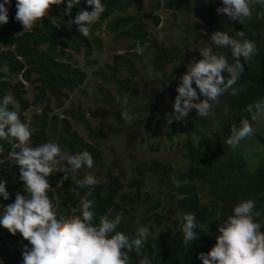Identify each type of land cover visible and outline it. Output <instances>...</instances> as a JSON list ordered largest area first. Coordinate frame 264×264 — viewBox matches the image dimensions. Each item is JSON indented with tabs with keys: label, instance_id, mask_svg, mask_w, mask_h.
<instances>
[{
	"label": "clouds",
	"instance_id": "obj_1",
	"mask_svg": "<svg viewBox=\"0 0 264 264\" xmlns=\"http://www.w3.org/2000/svg\"><path fill=\"white\" fill-rule=\"evenodd\" d=\"M132 1L129 0L130 5ZM203 1L208 10L194 5L197 3L196 0H194L191 10L190 8L171 9L165 6L164 0H154L153 7L157 12H151L147 16L153 20L156 26H160L163 24L165 17L167 21H170L171 15L189 16L195 10L210 11L208 0ZM63 2L64 0H16L15 7L17 11L15 20L19 21L24 29L30 31L37 21L41 20L45 15L52 18V15L50 16V12H48L52 5H59ZM83 2L91 10H86L82 7L74 20H72V23L78 26V31L84 37H87L90 25L100 18L105 11V5L102 0H83ZM253 3L264 7V0H215L217 13L227 14L228 18L232 20L229 30L228 32L217 31L213 25V20H210L206 34L199 35L203 38V46L193 54L184 53V49L177 45L160 51V44H155L159 52H152V60L154 59L153 65L156 66L157 70V59L159 56L165 55V57L172 56L174 59L173 63L183 65L184 69L182 71H186V73L178 79L177 77L172 78V69L167 71L168 78L173 81L167 108L162 111L163 108L160 106L161 109L156 113L146 110L140 111V113H137V116L140 114V122H138L137 127L145 129L148 127L155 130L157 126L167 127L169 125L170 128L164 132L167 140H173L178 135L184 136L186 147L184 155L185 159L190 162L187 166V171H189L188 169L191 165V160L187 156L189 152L187 147L188 139L198 143L202 139L214 138L220 144L215 155L224 157L230 150L224 145V142L235 149L253 130L249 119L243 116L239 126L233 124L230 131L227 130V127L230 126L232 121L217 119L219 117L218 113L221 111L228 114V107L222 106L223 103L220 96L229 92V90H231L230 94L232 96L239 94L240 89L234 87V85L237 84L241 74L244 72L245 65L242 60L247 62L258 51L254 42L243 39L245 33L243 31L238 32L239 30L235 27L237 24L242 23L244 18H250L252 12L257 13L254 6L250 7ZM80 4L81 0H67L69 11L73 6ZM6 5L8 6L6 7ZM130 5L121 15L133 18L125 29L135 28L137 31L135 35H118L110 31L108 26L103 25L98 30V36L103 41L100 48L93 50L89 54L84 51L73 52L71 56L72 63L83 69L73 61L75 54H83L89 60L94 55H101V52L106 47H109L110 50L117 49L116 55L124 61L129 74L121 77L113 65L107 63V66H110V69L113 70L112 73L116 75V79L107 81L105 84L115 82L120 78L118 84H115L118 94L109 89L117 97L120 96L121 100L126 99L125 95L129 97L136 96L133 89L137 87V74L139 71L134 57L140 56L143 52L141 48L150 41V32L146 25L140 19L136 21L135 15L127 16L126 12ZM9 6H11V9L13 8L12 0H0V25L7 24L9 21V11L11 10H8ZM161 10L164 14L160 12ZM156 16L160 19H157ZM211 28L213 29L212 32ZM104 33H108L111 36L109 45H106L104 41ZM143 39L145 42L141 47L132 46ZM121 40L129 41V49L118 53V49L120 47L123 48V42L119 43ZM211 42L218 49H230L233 62L230 63L223 53L213 51ZM151 48L152 46L149 44V49ZM130 49H135L136 51L132 52ZM198 54L202 58L198 61L194 60L193 57ZM162 65H164L162 73L166 82L165 69L167 67L172 68L174 64L163 63ZM98 69L100 68L96 70ZM101 69L103 70V68ZM157 70H155L156 78L164 84L157 76ZM225 74H227V79ZM107 76H110V74ZM125 79L129 81V86L127 90L122 92L123 80ZM174 87H177L178 95L174 92ZM10 104L13 105V108L15 107L12 96L4 95L0 97V153L4 151L3 141H8L10 138H14L17 141L16 147L19 150L11 152L10 155L15 160V163L20 166L19 178L24 182L27 195L17 193L15 201L8 205L1 201L2 206L0 207H3V210L0 211V230L6 228L13 235L19 232L24 239L30 242L31 247L29 248L28 245H25L22 252L23 258L19 257L17 264H20V262L22 264H129V253L131 252H135L138 257H141L139 264H152L150 257L143 253L145 244L150 237L149 228L139 225L132 236L123 231H118L117 229L122 220V214L120 213H117L114 218L106 215L101 216L98 223L95 222L96 216L93 211L95 201L87 198L91 195L90 191L79 202V215L66 216L57 211L58 204L53 203V200L48 195L50 188H54L49 184L47 178L56 171H62L66 178L68 177L69 169L73 173L85 167L91 169L94 166L93 157L86 150L71 153L63 152L61 145L56 140H48L37 146H32V132L28 125L21 121L19 113L15 110H10ZM92 109H89L87 116H89L88 114ZM244 111L252 114V120H255L258 114L264 113V98L249 104ZM161 116L165 118L160 119ZM121 117L124 120L128 119L126 112H122ZM143 118L147 119V122ZM179 122H183L184 125H193L196 130L187 134L183 131H178L173 135L172 130L179 125ZM216 133H219L218 137L215 136ZM211 156L212 151L210 150L205 159ZM61 160L67 162V167H56ZM187 171H182L177 175ZM205 171L210 172L208 169ZM158 172L161 173V169ZM162 173L163 176L161 177L164 179L165 173ZM223 174L225 173H220L221 176ZM225 175L227 178L223 181L227 186L229 182H232L231 178L229 180L231 174ZM221 176L218 177V184L223 183ZM0 179V197L8 200L10 193L6 189V181L3 180L4 177ZM144 182L145 180L142 179L145 191L150 190L153 197H160L153 193ZM176 182L177 179L175 180ZM184 182L193 187L199 203L206 206L203 209L204 212L198 210L201 212L199 214L204 216V219H200L198 214L192 212L184 213L178 209V196L171 200L162 199L157 209V212L163 211L161 214L162 223L156 225L155 232L160 234L170 228L175 233L174 237L179 235L186 247L192 246L193 249H199L197 251V254H199L198 258L203 261V264H264V205H259L253 198L240 199V201L236 202L233 196L226 195V191L224 198L214 201L212 192L215 187L209 186L206 181L193 178ZM178 183H181V181H178ZM78 184L81 188H91L97 184V179L92 174H86L82 180L78 181ZM169 184L172 185L174 183L170 182ZM125 185L128 184L126 183ZM126 188L131 191L128 186ZM58 199L59 197H56V200ZM216 204L232 206L233 209L231 208L229 213H223L216 207ZM212 208H216L217 221H220V223L210 235L207 243H205V232L203 233L202 231L205 230L206 217H210ZM155 212L153 211V213ZM135 215H130L129 217L134 219L146 217L141 212H135ZM224 217L225 219L223 220ZM157 228L160 230L159 232H157ZM171 243L172 239H169L165 248L169 247ZM209 247L212 248L207 252ZM3 258V264H5V256Z\"/></svg>",
	"mask_w": 264,
	"mask_h": 264
},
{
	"label": "trees",
	"instance_id": "obj_2",
	"mask_svg": "<svg viewBox=\"0 0 264 264\" xmlns=\"http://www.w3.org/2000/svg\"><path fill=\"white\" fill-rule=\"evenodd\" d=\"M102 2L105 5V11L96 22L90 25L87 37H84L78 31V26L72 23L82 7L91 10L83 0L80 5L73 6L70 11L67 8V0L59 5H52L48 10L52 13V18L45 15L30 31L24 29L23 25L15 20L17 9L13 2V8L9 11L8 23L0 25V97L4 95L13 97L15 107L13 108V105L10 104L9 108L17 111L21 121L26 124H28L26 112L31 108L35 111L41 109L40 113H34L36 122L32 124L35 128L31 136L32 146H37L48 140H56L61 145L62 151L68 153L88 151L93 157L95 166L104 163L103 140L106 138L108 130L103 129L102 126H92L93 120L90 118L114 117L116 121L120 122L121 115L117 114L122 113L123 104L121 97H117L105 85V82L116 79V75L114 73L110 76L104 75L100 68L95 73L103 79V82L98 84L95 105L94 109L89 112L90 116H87L86 111L81 108L66 105L65 99L70 94L84 92L87 78L85 69L74 65L71 56L73 52L84 51L89 54L100 48L103 41L98 36V30L103 25L108 26L110 31L118 35L131 36L137 33L135 28L125 29L133 18L121 15L130 5L129 0H102ZM196 2L194 4V0H164L165 6L171 9L190 8L191 10L194 4L201 9L208 10L203 0H196ZM253 6L257 13L252 12L250 18H244L242 23L235 27L239 30L238 32L245 33L243 39L254 42L258 51L247 62L242 60L245 65L244 72L237 84L234 85L240 89V92L238 95L232 96L231 90H229L220 96L222 106L228 107V114L221 111L217 117V119L232 121L227 127L229 131L233 124L239 126L242 116L249 119L253 130L240 142L239 146L233 149L224 142V145L230 150L227 155L220 157L215 155L220 144L214 138L202 139L198 143L188 139L189 152L187 156L191 160L189 171L177 175V182L172 184L174 193L163 197H153L150 190L145 191L142 178L138 174L128 181V185H125L122 178L111 173L109 167L105 168L107 171L105 180L96 177L91 169L87 171L81 169L76 173L69 169L66 178L62 171H56L47 178L49 184L54 188H50L48 195L53 203L58 204L57 211L59 213L66 216L79 215V202L90 191L91 195L87 198L95 201L93 208L96 216L95 222L98 223L101 216L106 215L114 218L117 213H120L122 220L118 231L132 236L139 225L149 228L150 237L145 244L143 253L150 257L152 264H203V261L198 258L197 251L199 249H193L192 246L186 247L179 235L174 237L175 233L170 228L160 234L155 232L156 225L162 223L161 214L163 211L157 212L162 199L171 200L178 196V209L184 213L198 214L199 218L203 220L204 216L199 213L204 212L203 209L206 206L199 203L193 187L184 182L187 179L199 178L206 181L209 186L215 187L212 192L214 201L224 198L226 191V195L233 196L236 202L240 199L253 198L259 205H264V113L258 114L256 119L252 120V114L244 111L249 104L264 98V7L255 3L250 5V7ZM156 18L160 19L158 16ZM144 42L143 39L132 46L139 48ZM211 46L213 51L223 53L230 63L233 62L230 49H218L212 42ZM161 55L163 54L161 53ZM201 58L200 54L193 57L197 61ZM173 61L172 56L165 57V55L159 56L157 59V76L164 83L163 63L174 64L171 68L172 78L180 79L186 73V71H182L183 65L175 64ZM225 78L227 79V74H225ZM123 82L122 92L129 86L127 79ZM174 92L178 95L177 87H174ZM53 105L56 107L53 108ZM56 108L59 109L58 112L55 111ZM61 115L63 117L60 119ZM73 121L83 126L87 134H80L75 129ZM108 127L111 128L107 125L106 128ZM195 130L193 125H184L183 122H179V125L173 128L172 133L175 135L178 131H183L187 134ZM218 135L219 133H216L215 136L218 137ZM2 143L4 151L0 153V175H4L3 180L6 181V189L10 193V198L4 200L0 197V206H2L1 201L7 205L13 203L17 193L27 195L24 182L19 178L20 166L10 155L11 152L19 150L16 147L17 141L10 138ZM209 148L212 151V156L205 159L208 151L210 152ZM61 161L56 167H67V162ZM157 165L159 164L157 163ZM8 169L10 170L9 175ZM206 169L210 172H206ZM221 172L231 174L229 180L231 178L232 182H229L227 186L223 181L227 176L225 174L221 176ZM86 174L96 177L97 184L95 186L91 188L79 186L78 181L82 180ZM160 175L163 176V173L161 172ZM220 176L222 184L217 183ZM56 197L59 199L56 200ZM216 207L223 213H229L231 208L233 209L232 206L220 204H216ZM2 210L3 207H0V211ZM153 211L156 212L153 213ZM135 212H141L146 217L130 218V215L136 216ZM149 221L151 222L149 223ZM219 223L216 208H212L210 217H206L205 230L202 231L205 232V243ZM169 239H172V243L165 248ZM25 245L31 247L30 242L24 239L19 232L13 235L6 228L0 230V250L1 255L5 256V264H17L18 258H23L22 252ZM211 248L209 247L207 252ZM129 256V264H139L141 257H138L135 252L129 253Z\"/></svg>",
	"mask_w": 264,
	"mask_h": 264
},
{
	"label": "rangeland",
	"instance_id": "obj_3",
	"mask_svg": "<svg viewBox=\"0 0 264 264\" xmlns=\"http://www.w3.org/2000/svg\"><path fill=\"white\" fill-rule=\"evenodd\" d=\"M16 4V0H12ZM154 0H133L129 9L127 10V16L135 15L136 21L141 20L150 32V41L146 44L140 56L134 57L138 68L137 87L133 89L136 96L129 97L125 95L126 99H123L121 112H126L128 119L124 120L120 116V122H117L114 117L103 118H90L93 120L92 126H102L103 129L108 130L104 143V163L99 166H93L91 168L93 174L99 177L100 180H105L106 167L112 174L122 178V181L126 184L135 175L145 180L144 184L148 186L153 193L160 197L168 196L173 193V186L170 182L175 183L176 175L182 171H187V166L190 164L185 159V138L182 135L175 136L173 140H167L165 136V130L167 127H155L153 128H138L137 124L140 122V113L142 110L150 112H158L162 106L164 111L167 108L168 100L170 97L172 80L168 78L167 71L171 68L167 67L166 70V82L163 84L156 78L155 70L152 60V52L156 53L159 50H167L171 46L177 45L182 47L184 53L193 54L197 52L203 46V38L199 35H205L207 32V25L210 20H213V25L217 31L228 32L230 20L227 14L217 13V7L215 0H208V7L210 11L195 10L193 14L186 15H171V20L167 21L164 18L163 24L156 26L147 14L151 12H157L153 7ZM11 6L8 7V10ZM212 10V11H211ZM162 14L164 12L160 11ZM52 15L51 13L49 14ZM106 45H109L111 36L108 33L103 34ZM197 39V40H196ZM123 42V48L118 49V53L128 50V40H121ZM150 42V43H149ZM149 44L152 46L149 49ZM155 44L159 45V50ZM118 48V47H117ZM115 49V48H114ZM135 52V49H130ZM117 49L110 50L106 47L101 55H94L89 60L84 57L83 54H75L73 61L77 63L81 68H85L87 72V79L85 82L84 92L70 94L66 99V105L73 106L75 108H81L88 113L89 109L94 107V100L96 97V91L98 84L102 82L100 76L95 73L97 68H103L104 75H109L113 72L107 63L112 64L121 77L129 74L127 66L124 61L117 57ZM120 80V78L118 79ZM118 80L105 84L108 88L116 92V85ZM116 94H118L116 92ZM219 99V97H218ZM218 105V104H217ZM56 106L53 105V108ZM54 110V109H53ZM55 111H59L58 108ZM41 109L31 108L26 113L28 114V127L31 132L35 130L34 124L36 116L34 113H40ZM90 116V114H88ZM148 115V114H147ZM152 115V113H151ZM146 116V115H145ZM150 116V115H149ZM63 115L60 116V119ZM145 118V117H144ZM147 122V119H144ZM165 118L161 116L160 119ZM74 123L75 129L82 135H86L87 132L80 124ZM107 125L111 126L106 128ZM67 152V151H63ZM185 160V161H184ZM61 163H63L61 161ZM159 163L160 165H157ZM103 169V170H102ZM164 172V179L161 178L160 170ZM87 171L88 168L82 169ZM9 175L10 170H7ZM157 174V175H156ZM156 175V176H155ZM0 175V178H3ZM161 193H159V192ZM160 230L157 228V232ZM4 263V258L0 254V264ZM22 264V262H20Z\"/></svg>",
	"mask_w": 264,
	"mask_h": 264
}]
</instances>
